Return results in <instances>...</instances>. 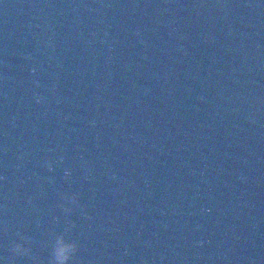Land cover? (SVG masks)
<instances>
[{
    "label": "water",
    "instance_id": "1",
    "mask_svg": "<svg viewBox=\"0 0 264 264\" xmlns=\"http://www.w3.org/2000/svg\"><path fill=\"white\" fill-rule=\"evenodd\" d=\"M264 264V0H0V264Z\"/></svg>",
    "mask_w": 264,
    "mask_h": 264
},
{
    "label": "clouds",
    "instance_id": "2",
    "mask_svg": "<svg viewBox=\"0 0 264 264\" xmlns=\"http://www.w3.org/2000/svg\"><path fill=\"white\" fill-rule=\"evenodd\" d=\"M73 248L70 246H61L59 251V261L60 264H67L70 259Z\"/></svg>",
    "mask_w": 264,
    "mask_h": 264
}]
</instances>
